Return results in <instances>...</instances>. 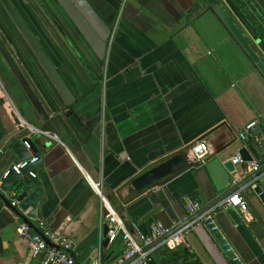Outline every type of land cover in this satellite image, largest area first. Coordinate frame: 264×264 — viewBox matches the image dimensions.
Masks as SVG:
<instances>
[{
  "label": "crops",
  "instance_id": "0c3cea01",
  "mask_svg": "<svg viewBox=\"0 0 264 264\" xmlns=\"http://www.w3.org/2000/svg\"><path fill=\"white\" fill-rule=\"evenodd\" d=\"M240 1L254 29L264 32V0ZM11 2L75 96L65 102L0 1V179L18 160L12 139L48 141L37 167L42 199L32 223L42 220L76 242L96 227L103 233L106 201L127 223L138 224L139 241L150 236L154 222L176 230L204 215L221 195L204 164L143 192L133 179L180 151L189 155L201 140L211 153L222 150L231 159L246 146L261 168L235 164L228 188L244 193L248 210L225 206L212 216L244 264H264V194H257L264 191V136L241 137L251 122L264 129V74L213 7L203 0H90L113 29L100 58L70 33L56 5ZM237 24L264 62L259 41ZM189 203L197 205L195 212ZM21 222L0 198V264H39L19 234ZM165 238L153 243L160 244L154 264L175 256L179 264H193L191 257L200 264H232L204 224L189 229L176 249L161 244ZM123 250L117 240L100 254L110 260Z\"/></svg>",
  "mask_w": 264,
  "mask_h": 264
},
{
  "label": "water",
  "instance_id": "95a60500",
  "mask_svg": "<svg viewBox=\"0 0 264 264\" xmlns=\"http://www.w3.org/2000/svg\"><path fill=\"white\" fill-rule=\"evenodd\" d=\"M5 7L13 22L19 29L20 33L25 38L29 47L37 57L39 63L45 70L50 81L58 90L60 95L67 104H71L75 100V96L71 87L62 76L61 72L49 57L38 38L30 29L28 24L17 11L11 0H0ZM51 5H56L61 11V21L68 28L70 33L75 37L78 35L88 47L95 51L100 58H104L107 48L109 47L112 38V27L102 17L90 0H47ZM206 4L213 7L215 12L219 15L222 21L227 25L233 35L241 43L247 53L255 61L261 72L264 74V62L260 59L258 53L249 44L248 40L240 30L237 22L256 40L259 41V47L264 51V43L261 41L256 30L247 19L242 10L237 6L233 0H203ZM229 8L234 18L226 11ZM237 21H235V20ZM77 34V35H76ZM253 139L258 135L264 136V129L260 123L256 124L251 130ZM27 143V144H26ZM48 144L47 140L37 141L32 137L14 138L11 141V149L17 154L20 161L29 160L32 155L38 156L35 163L29 162L28 166L17 173L11 166V172L6 178H2L0 185V198L13 210L15 214L27 222L35 231L39 229L32 223L30 218H37L38 207L42 199V188L38 185V164L44 163L43 150ZM259 147V146H258ZM222 154V150L216 153H211L205 160V169L210 174L214 181L216 189L221 193L217 202L223 200L226 196L235 191L238 187H230V183L237 174V169L233 163V159ZM239 156L243 162H254L255 158L250 153L246 146H243L238 151ZM194 165H203L193 162L188 153L180 151L175 155L165 159L156 166L150 168L144 173L138 175L133 179L132 185L138 192H143L149 188L159 185L165 180H170L181 172L193 168ZM253 177H249L240 186L252 181ZM239 184V183H238ZM228 188V189H227ZM16 196L19 205L13 206L12 197ZM28 211L27 215L23 211ZM219 241V244L228 257L231 258L232 264H244L239 258L233 260L232 257L236 254L235 249L231 243L224 238L221 229L218 227L214 218L208 220L205 224ZM216 226L215 229L212 227ZM108 225L104 227L103 233H100L99 227L94 228L87 236L75 242L74 249L71 253L76 258L77 264H91L100 254V251L109 246V239L107 238ZM51 244L50 242H48ZM232 248V251H227Z\"/></svg>",
  "mask_w": 264,
  "mask_h": 264
},
{
  "label": "built area",
  "instance_id": "2783aa9c",
  "mask_svg": "<svg viewBox=\"0 0 264 264\" xmlns=\"http://www.w3.org/2000/svg\"><path fill=\"white\" fill-rule=\"evenodd\" d=\"M255 125L256 122L248 124L244 131L241 132V137L245 139L246 134L251 133ZM256 137L258 140L261 139L259 136ZM211 152V145L207 141L201 140L192 146L189 151V156L193 162L204 164ZM37 160L38 157H35L31 161L24 160L12 164L11 166L17 173H20V170L28 166L29 162L35 163ZM240 162L243 161L239 155L233 159L234 164ZM11 166L3 173L0 179V185L2 183V178H6L11 172ZM260 168L261 163L254 161L250 165L249 170L258 171ZM254 187L257 188V184H254ZM257 194L259 197H262L264 191L259 190ZM12 198L13 206H18L19 202L16 196ZM103 204L108 225L107 238L109 239V243L111 244L120 240L124 246V250L122 255L114 261H105L102 254H99L91 264H151L153 251L160 245H153V243L159 238L166 236L165 240L160 243L165 244L171 249H176L183 243L189 229H193L196 225L205 224L208 220L213 218L212 214L217 209L225 206H233L240 209L243 213H246L248 210L246 196L241 190H235L223 200L214 204L204 215L197 219H192V221L176 230L171 231L169 227L160 221L152 223L150 236L142 237V241H139L134 233V231H138V224L136 222L127 223L109 203L105 201ZM189 209L191 212H195L197 205L189 203ZM23 213L27 215L28 211L24 210ZM36 227L39 231H35L27 222L23 221L19 226V234L28 241L29 253L33 258L38 259L39 264H77L75 256L71 253L75 246L71 238L67 237L59 230H51L42 220L38 221ZM215 228L216 226L212 227V229ZM227 251H232V248H228ZM239 258L237 254L232 257L233 260Z\"/></svg>",
  "mask_w": 264,
  "mask_h": 264
},
{
  "label": "trees",
  "instance_id": "16d2710c",
  "mask_svg": "<svg viewBox=\"0 0 264 264\" xmlns=\"http://www.w3.org/2000/svg\"><path fill=\"white\" fill-rule=\"evenodd\" d=\"M236 4H237V6L242 10V8H243V3L240 1V0H233ZM244 2H247V1H244ZM248 2H249V0H248ZM243 12V11H242ZM247 17H248V14H247ZM248 19V18H247ZM249 20V19H248ZM251 23V22H250ZM256 27V26H255ZM258 33H259V35H260V38L261 39H264V32H263V30L262 29H260V27H257V30H256ZM248 144H249V146L250 147H253V144H252V142L249 140V142H248ZM185 256H187V255H185ZM180 256H175L171 261H169L168 262V264H179V260H180ZM103 259L105 260V261H114L115 259H117V257H115V258H112V259H110V260H106V258H105V255H103ZM195 259H193L192 257H191V262H193V264H200V263H197V261L195 260ZM151 264H154V262L153 261H151Z\"/></svg>",
  "mask_w": 264,
  "mask_h": 264
},
{
  "label": "flooded vegetation",
  "instance_id": "af4514ba",
  "mask_svg": "<svg viewBox=\"0 0 264 264\" xmlns=\"http://www.w3.org/2000/svg\"><path fill=\"white\" fill-rule=\"evenodd\" d=\"M38 63H39V61H38ZM40 64V63H39ZM40 66H41V64H40ZM42 67V66H41ZM43 68V67H42ZM44 70V69H43ZM44 72H45V70H44ZM46 73V72H45ZM47 75V74H46ZM48 77V76H47ZM49 78V77H48ZM50 80V79H49ZM51 82V81H50ZM52 83V82H51ZM53 84V83H52ZM54 86V85H53ZM55 87V86H54Z\"/></svg>",
  "mask_w": 264,
  "mask_h": 264
}]
</instances>
